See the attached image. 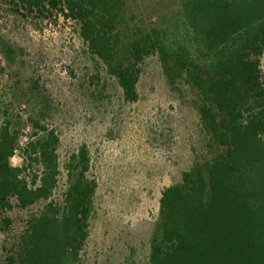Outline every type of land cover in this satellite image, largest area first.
<instances>
[{"label":"trees","instance_id":"1","mask_svg":"<svg viewBox=\"0 0 264 264\" xmlns=\"http://www.w3.org/2000/svg\"><path fill=\"white\" fill-rule=\"evenodd\" d=\"M4 1L23 17L74 21L126 102L152 53L168 85L183 79L196 94L202 149L160 192L147 264H264V0ZM0 52L13 55L2 41ZM45 105L36 84L0 101L1 264H83L96 183L85 144L59 161Z\"/></svg>","mask_w":264,"mask_h":264},{"label":"rangeland","instance_id":"2","mask_svg":"<svg viewBox=\"0 0 264 264\" xmlns=\"http://www.w3.org/2000/svg\"><path fill=\"white\" fill-rule=\"evenodd\" d=\"M0 41L13 49L10 59L0 52V101H11L17 85L36 84L46 98L44 122L58 136L59 161L79 144L87 147L96 188L83 264H147L160 192L180 180L202 149L196 94L183 79L168 85L152 53L140 64L137 99L126 102L87 53L74 21L23 17L4 0ZM259 69L264 82V48ZM9 161L20 163L16 154ZM12 214L17 231L21 213ZM9 237L0 230V264Z\"/></svg>","mask_w":264,"mask_h":264}]
</instances>
